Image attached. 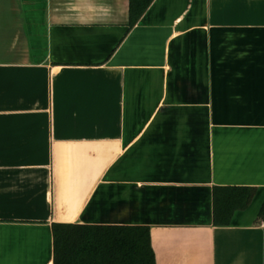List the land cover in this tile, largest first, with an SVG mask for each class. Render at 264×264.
Segmentation results:
<instances>
[{
    "label": "crops",
    "instance_id": "0c3cea01",
    "mask_svg": "<svg viewBox=\"0 0 264 264\" xmlns=\"http://www.w3.org/2000/svg\"><path fill=\"white\" fill-rule=\"evenodd\" d=\"M130 5L0 0V264H54L56 222L264 264V0ZM215 186L256 193L219 226Z\"/></svg>",
    "mask_w": 264,
    "mask_h": 264
},
{
    "label": "trees",
    "instance_id": "16d2710c",
    "mask_svg": "<svg viewBox=\"0 0 264 264\" xmlns=\"http://www.w3.org/2000/svg\"><path fill=\"white\" fill-rule=\"evenodd\" d=\"M152 0H131L133 26ZM256 193L250 186H215L214 224L229 225L246 209ZM264 216V204L261 209ZM54 264H156L147 225L53 223Z\"/></svg>",
    "mask_w": 264,
    "mask_h": 264
}]
</instances>
